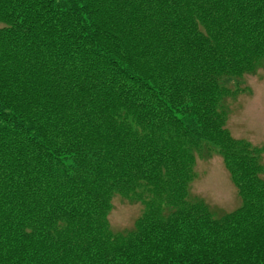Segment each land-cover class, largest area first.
<instances>
[{
	"label": "trees",
	"instance_id": "obj_1",
	"mask_svg": "<svg viewBox=\"0 0 264 264\" xmlns=\"http://www.w3.org/2000/svg\"><path fill=\"white\" fill-rule=\"evenodd\" d=\"M0 25V264H264V184L237 163L222 217L187 192L264 0H0ZM116 194L146 207L127 234Z\"/></svg>",
	"mask_w": 264,
	"mask_h": 264
},
{
	"label": "rangeland",
	"instance_id": "obj_2",
	"mask_svg": "<svg viewBox=\"0 0 264 264\" xmlns=\"http://www.w3.org/2000/svg\"><path fill=\"white\" fill-rule=\"evenodd\" d=\"M222 82L227 91L218 103L221 118L216 124L223 138L219 145L204 141L197 148L190 147L194 160L187 186L188 201L207 206L216 217L243 206L235 181L239 174L237 163L243 165L253 183L264 184V61L241 79ZM145 209L143 201L116 194L108 215L111 231H133Z\"/></svg>",
	"mask_w": 264,
	"mask_h": 264
}]
</instances>
